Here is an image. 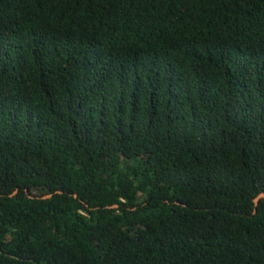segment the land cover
<instances>
[{
	"label": "trees",
	"instance_id": "1",
	"mask_svg": "<svg viewBox=\"0 0 264 264\" xmlns=\"http://www.w3.org/2000/svg\"><path fill=\"white\" fill-rule=\"evenodd\" d=\"M261 194L264 0H0V264H264Z\"/></svg>",
	"mask_w": 264,
	"mask_h": 264
},
{
	"label": "water",
	"instance_id": "2",
	"mask_svg": "<svg viewBox=\"0 0 264 264\" xmlns=\"http://www.w3.org/2000/svg\"><path fill=\"white\" fill-rule=\"evenodd\" d=\"M48 197H49V196H48ZM263 197H264V194L259 195V196L254 200V203L257 204L258 201H259V199H261V198H263ZM45 198H47V197H45Z\"/></svg>",
	"mask_w": 264,
	"mask_h": 264
}]
</instances>
